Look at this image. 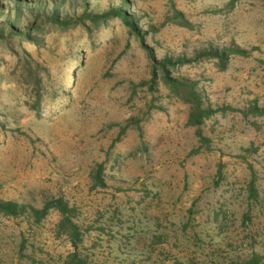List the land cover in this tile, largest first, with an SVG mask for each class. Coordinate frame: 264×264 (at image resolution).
<instances>
[{"label":"rangeland","instance_id":"rangeland-1","mask_svg":"<svg viewBox=\"0 0 264 264\" xmlns=\"http://www.w3.org/2000/svg\"><path fill=\"white\" fill-rule=\"evenodd\" d=\"M117 7L151 55L121 17L93 18ZM223 46L247 54L168 69L222 108L202 141L157 63ZM54 197L87 264L264 255V0H0V199ZM58 218L0 217V264H61Z\"/></svg>","mask_w":264,"mask_h":264},{"label":"trees","instance_id":"trees-1","mask_svg":"<svg viewBox=\"0 0 264 264\" xmlns=\"http://www.w3.org/2000/svg\"><path fill=\"white\" fill-rule=\"evenodd\" d=\"M109 15L121 17L129 29L135 32L141 46L146 49L149 55H151V50L145 46L142 36L135 30L133 23L128 20L126 14L121 8L117 7L107 10L99 15L93 16V18L103 19ZM175 17L180 19V12L175 11ZM246 54V50L238 46H223L221 48L209 47L206 50L197 52L191 59L177 57L171 60L170 58L163 57L158 61L157 69L160 73V82L174 98L186 104L187 116L185 123L188 126L195 127V135L199 140L205 141L206 139L201 135L199 125L204 121V119L208 118L217 111H221L222 108L216 107L212 109L204 105L201 92L194 86L195 83L184 78L172 77L168 69L170 67H174L176 64L190 62L202 57L213 58L216 61V64L222 68L228 57L245 56ZM154 69L155 66L152 69L151 82L156 78ZM93 179L96 185H104L103 181L98 176V172L93 176ZM50 210L57 211L59 215L55 224L54 233L56 235H63L67 239L70 248L61 264H87L85 258L81 257L78 253V246L82 241L84 231L79 227L74 219L73 207L69 206L61 197L51 198L43 202L40 206H33L11 199H0V217H23L30 223L37 224ZM232 264H264V255L251 252L243 259L233 261Z\"/></svg>","mask_w":264,"mask_h":264}]
</instances>
